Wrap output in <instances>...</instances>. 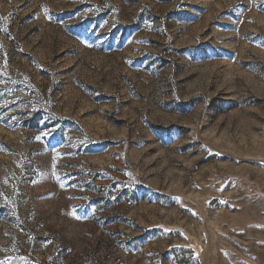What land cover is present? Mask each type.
<instances>
[{
    "label": "rangeland",
    "instance_id": "374dc122",
    "mask_svg": "<svg viewBox=\"0 0 264 264\" xmlns=\"http://www.w3.org/2000/svg\"><path fill=\"white\" fill-rule=\"evenodd\" d=\"M0 264H264V0H0Z\"/></svg>",
    "mask_w": 264,
    "mask_h": 264
}]
</instances>
